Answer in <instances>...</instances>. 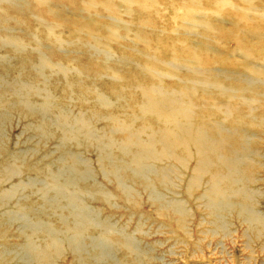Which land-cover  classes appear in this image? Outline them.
<instances>
[{"label": "rangeland", "instance_id": "374dc122", "mask_svg": "<svg viewBox=\"0 0 264 264\" xmlns=\"http://www.w3.org/2000/svg\"><path fill=\"white\" fill-rule=\"evenodd\" d=\"M0 264H264V0H0Z\"/></svg>", "mask_w": 264, "mask_h": 264}, {"label": "bare ground", "instance_id": "6f19581e", "mask_svg": "<svg viewBox=\"0 0 264 264\" xmlns=\"http://www.w3.org/2000/svg\"><path fill=\"white\" fill-rule=\"evenodd\" d=\"M72 207H73V205H72Z\"/></svg>", "mask_w": 264, "mask_h": 264}]
</instances>
